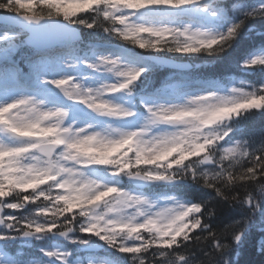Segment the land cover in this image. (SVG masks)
<instances>
[{"label":"snow or ice","instance_id":"snow-or-ice-1","mask_svg":"<svg viewBox=\"0 0 264 264\" xmlns=\"http://www.w3.org/2000/svg\"><path fill=\"white\" fill-rule=\"evenodd\" d=\"M56 4V12L65 23L38 18L36 0H0V264H106L93 259L86 247L93 237L120 253L124 264H170L172 253L175 264H186L188 257L182 253L187 250L196 256L192 249L201 252L209 264H233L235 249L249 242L264 253V129L241 139L230 135L233 128L226 124L214 130V126L241 113L255 115L264 110V83L253 85L251 91L230 90L238 95H219L214 89H204L183 103L176 101L183 99L184 86L166 83L141 100L147 113L145 120L156 123L160 118L182 121L196 117V124L153 142L150 148L134 142L133 133L117 141L103 159L94 161L98 166L119 165L113 175L128 172L131 179L157 184L191 179L203 184L235 210L226 212L221 227L209 223L218 212L208 207V201H183L174 196L152 199L125 192L118 183L102 190L94 185L97 190L89 196L86 189L93 182H81L84 173L79 168L53 164L59 170L52 173L33 162L38 159L34 153L51 157L57 148H81L83 140L79 137L91 134L96 127L81 106L99 116L135 115L130 108L105 97L125 90L130 95L145 68L105 54L102 46L96 47L90 57L80 56V28L146 51L161 52L162 45L174 36L190 41L202 33L188 27L138 23L137 13L158 6L196 9L205 18L223 20L228 24L226 30L208 35L198 46L178 43L168 51H224L247 21L264 18V0H56ZM230 12L239 17L238 22H231ZM97 15L103 21L101 28L95 22ZM81 16L89 19L73 22ZM144 35L153 36V42L142 39ZM25 45L27 51L23 50ZM80 66L117 79L111 83L99 79L95 86H85L76 76ZM244 66H264V55L250 57ZM66 102H71L70 107ZM193 102L203 103L208 113L205 119H199L202 112L186 106ZM70 111L75 112V118L61 128ZM57 133L55 141L47 140ZM73 134L77 139L66 144V136ZM208 163L214 165L211 170L197 166ZM140 167L158 171L132 174L133 168ZM48 185H52L50 191L45 190ZM114 194L121 207L111 208L110 213L136 209L135 214L112 220L91 214ZM50 234L64 237L66 243L60 247L41 244L33 251L16 247L32 248L26 238L43 240ZM125 234L127 238L122 239Z\"/></svg>","mask_w":264,"mask_h":264},{"label":"trees","instance_id":"trees-1","mask_svg":"<svg viewBox=\"0 0 264 264\" xmlns=\"http://www.w3.org/2000/svg\"><path fill=\"white\" fill-rule=\"evenodd\" d=\"M235 2V0H229V3ZM252 3H255L256 0H251ZM155 9L161 10H175L178 12L181 8H171L168 6H158ZM147 10V9H146ZM231 22H238L239 17L229 13ZM223 26V32L226 30L228 24L221 22ZM219 32V33H220ZM80 34L82 41L78 45L80 53L83 50H87L92 46L94 42H114L120 44L130 49V52L133 54L146 55H156L166 58H172L173 60L178 61H188L193 64L191 71L187 73L191 81H201V82H213V83H222L229 79L230 76L239 73V64L240 62L255 48L259 46H264V18H256L247 21L244 26L238 31V34L234 37L231 42V46L227 47L224 51L219 53L209 54L207 52L201 51L198 53H170L167 51L156 52L154 50H143L137 46H134L131 43H126L120 40L115 39L114 37H108L107 34L99 33L93 34L88 29L80 28ZM146 68L144 72V78L157 79L160 74H169L165 69ZM158 72V73H157ZM256 111V110H253ZM233 128V133L230 135H235L236 139H241L247 135L249 132H255L256 134L260 133L261 129H264V110L256 112L255 115L250 113H241L238 117H233L231 120L224 121L222 124L214 126L222 128L224 125ZM213 166L208 167V170H211ZM202 168V166H201ZM175 192L177 196L186 201L199 202L201 200L208 201V207L217 209L218 214L212 216L209 219V223L212 227H221L222 224L220 221L225 217L226 212H235L234 209H231L227 205V202H221L218 197H216L215 192L203 186V184H196L191 179L181 181L179 179L174 180ZM226 223L227 220H224ZM94 241H100L98 238L93 237ZM104 243V242H103ZM105 244V243H104ZM106 245V244H105ZM107 246V245H106ZM111 250V255L115 259L117 264H124L122 256L120 253L116 252L115 249L109 248ZM196 257L201 258L203 254L196 249ZM233 264H264V253L260 252L259 246L253 249L252 244L246 243L239 245L234 253L232 254Z\"/></svg>","mask_w":264,"mask_h":264},{"label":"clouds","instance_id":"clouds-1","mask_svg":"<svg viewBox=\"0 0 264 264\" xmlns=\"http://www.w3.org/2000/svg\"><path fill=\"white\" fill-rule=\"evenodd\" d=\"M56 0H36V7L34 9L35 14L38 18H40L44 22H59V23H65L63 17L59 15L56 12ZM88 17H77L73 18L74 23H79L80 20L87 21ZM95 22L97 24L98 28L103 27V21L101 20L100 16L97 15L95 18ZM202 33V32H201ZM142 39L148 41V43H152L154 40V37L151 35H144ZM208 39V35L205 33H202L201 35H196L193 37L192 40H185L183 37L174 36L172 40L164 45H162L164 51H168L169 48H175L177 44H187L191 43L193 46H198V42L200 40H206ZM209 54L213 53H219L222 52L218 49H213L211 52L204 51ZM174 53V52H170ZM189 109L197 110L198 114L202 112L203 114L199 115V119L203 120L207 117L208 113L206 109L203 107V103H188L186 105ZM125 109H128L127 107H123ZM103 117H109V118H115V116L111 113H105ZM197 119L196 117L188 118L182 121H170L166 119H158L156 123H148L146 120H144V123L142 127L139 130H132V131H125L120 128L114 127L112 124H107L102 128L95 127L91 134L85 133L82 134L79 139L83 140V144L81 148L79 149H72L71 151H67L66 148H57V150L53 153L51 157L48 155H41L40 153H34L33 156L38 157L37 160L33 161L34 163L38 164L40 168L45 170H50L52 173H55L59 170L58 167L53 166L58 165L62 166L66 169H76L79 168L80 172L84 173V176L80 177L81 182L84 180H90L93 183L89 184L86 191L88 192V195H94L95 191L97 189L94 188V185H99L100 189H106V187L109 185L107 182L101 183V178H92V174L96 172L95 168H85L81 167V165H92V166H98L94 163V161L98 159H103V154L107 153L109 149L115 146L116 142L119 141L122 137L131 135L135 133L133 136L134 142H138L139 145H143L146 148H150L152 146V143L164 139L166 137H169L177 131H153V129H158L160 125H182L183 128H189L196 124ZM64 124H60L61 128H64ZM216 131L220 130L219 127L214 129ZM59 134L49 136L47 137L48 141H55L58 138ZM77 139V137L73 135H67L65 143L73 142ZM52 147H55V144L50 145ZM131 147V146H130ZM91 149V151H88ZM124 151H127V148L124 149ZM150 152H145V155H151ZM134 155V153H133ZM116 156H113L112 159H116ZM52 161L53 163H49V161ZM127 162V161H126ZM110 166V168L104 169V172L107 173L108 171L113 173L117 172L119 169V165H107ZM198 167H201L200 165H197ZM149 171H158L156 168L149 169L147 167H140V168H133L131 170L132 174H139L143 175ZM179 171V170H178ZM86 172L88 174H86ZM125 177H130V174L128 172L121 173ZM119 174V175H121ZM119 175H113V176H119ZM140 182H146L144 180L134 179ZM52 188V185H48V187L45 189L46 191H50ZM123 190V189H122ZM125 192L130 193L129 191L123 190ZM118 195H113L110 197L107 201L102 203V207L100 205L95 208L92 211V215L95 216H104L106 220H112L119 217L127 218L129 215H133L136 212V209H128L126 211H120L113 215L110 213L111 208H120L121 206L116 203L118 199ZM43 203V202H42ZM99 208V211L97 210ZM122 239H126V234L121 237ZM183 255L188 257V260L186 261V264H209L208 259L201 257L197 258L196 256H193L190 251L185 250ZM169 262L170 264H175V253H172L169 255Z\"/></svg>","mask_w":264,"mask_h":264},{"label":"rangeland","instance_id":"rangeland-1","mask_svg":"<svg viewBox=\"0 0 264 264\" xmlns=\"http://www.w3.org/2000/svg\"><path fill=\"white\" fill-rule=\"evenodd\" d=\"M192 13H193L192 15L194 17H200V18H202L204 21H206L208 23L212 19L210 17L209 18L203 17L202 14L196 9H193ZM192 15H185V16H181L179 18V22L182 24V28L183 27H188L190 31H197L198 30V31H200L202 33L210 35V31H209L210 28L209 27H204L199 22L194 20ZM167 16L168 15H165L166 18H158V17H153V16L151 17L150 16V17L135 18V19H136V22H138V23H145V24H148V25L156 26V27H161V26H167L168 27L170 20H169V18ZM101 50L105 54L111 55L114 58L119 56L121 61H122V58L119 55L118 50L113 49L111 47H102ZM92 54H93V51H92L91 55ZM91 55H89V57ZM256 55H264V53L261 52V53H257ZM122 62H124V61H122ZM82 68L83 69L81 71L76 72V76H77V79L82 81L85 86H95L99 79L106 78V82H109V83L114 82L115 79H117L116 77L112 76V74L97 73V72H94V71H92V70H90V69H88L86 67H83V66H82ZM183 81L184 80L179 79L177 76L176 77H170L169 76V77H166L165 79H163L161 85H164L166 83H173V82L181 84ZM232 88H237V87H236V85L225 87L223 89H220L217 93L219 95H238L239 93H235V94L231 93L230 90ZM182 90L185 93V95H184L183 99H181L179 101H176L178 103H183L184 100L189 98V96L201 94L202 90H204V89L198 90V89L190 88V89L187 90L186 88H184ZM142 92L143 93L139 96L140 102H141V100L143 98L149 96L154 91H148V90L146 91V90H144ZM112 96L113 95H108V96L105 97V99L110 100L114 104H119V105L125 107L121 102L115 100V98L112 97ZM121 100H122V97H121ZM142 105H143V103H142ZM126 107L131 109V103H129V105L126 106ZM82 108H83V111L85 113L89 114L87 119H90L96 125H98V122L104 121V122H102V124H100L101 125L100 128L104 127L107 124H112V123H109L108 121H105V119L109 118V117H103V116H99L96 113H92L91 110L87 109L84 106ZM71 114L76 115L75 112H73V111H71ZM146 115H147V113L145 111V112H141L139 115H134L133 117H129L130 118L129 119L130 125H126V127H121V126H119L117 124H115V125L112 124V125L114 127L120 128V129L125 130V131L139 130L142 127L143 123H144ZM74 118H75V116L74 117L71 116V119H74ZM111 119L115 120L116 123H124V118H111ZM64 126H67V124H65ZM182 128H183L182 125H160L158 129H153V131H168V132H172V131L181 130ZM12 142L16 143V141H12ZM86 174H88V173L86 172ZM130 193L134 194V195H140V194L133 193V192H130ZM166 197H172V196H166ZM161 198H163V197H161ZM52 247H60V246L58 244H53ZM92 258L96 259V260H104V258L99 257V256L92 257ZM106 264H108V263L106 262Z\"/></svg>","mask_w":264,"mask_h":264},{"label":"water","instance_id":"water-1","mask_svg":"<svg viewBox=\"0 0 264 264\" xmlns=\"http://www.w3.org/2000/svg\"><path fill=\"white\" fill-rule=\"evenodd\" d=\"M150 60L157 62L158 64H163L164 66H167V67L172 68V69H177V70H184L187 67L184 64L176 63V62H173L171 60L162 59V58H150ZM131 180L134 184H136L138 186H143L145 184V182H140V181H137L134 179H131Z\"/></svg>","mask_w":264,"mask_h":264}]
</instances>
